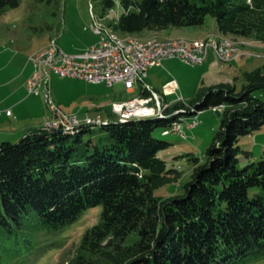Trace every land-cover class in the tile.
<instances>
[{
	"label": "trees",
	"instance_id": "obj_1",
	"mask_svg": "<svg viewBox=\"0 0 264 264\" xmlns=\"http://www.w3.org/2000/svg\"><path fill=\"white\" fill-rule=\"evenodd\" d=\"M114 1L105 0V6ZM121 2L126 9L136 6L119 18L116 28L123 34L201 26L210 15L223 38H264V0ZM19 4L0 0V16ZM249 77L240 91L220 83L188 102L198 111L225 109L205 161L190 158L196 166L181 194H155L180 178L158 156L170 143L155 132L169 126L176 111L192 113L181 101L167 107L165 117L119 122L113 116L99 125L107 133L102 143L84 140L96 126L86 124L62 133L36 128L18 142L2 141L0 251L26 226L61 231L85 210L102 206L80 249L101 252L110 264H248L263 258L264 159L238 166L240 136L264 124V74ZM149 93L141 86L140 95ZM72 264L100 263L79 255Z\"/></svg>",
	"mask_w": 264,
	"mask_h": 264
},
{
	"label": "rangeland",
	"instance_id": "obj_2",
	"mask_svg": "<svg viewBox=\"0 0 264 264\" xmlns=\"http://www.w3.org/2000/svg\"><path fill=\"white\" fill-rule=\"evenodd\" d=\"M48 1L20 0L18 7H7L0 16V84L9 83L0 87V96L20 88L18 93L22 91L24 94L20 101L22 102L21 109L24 115L28 113L27 116L32 114L37 116L43 112L49 113V116L52 114L47 104L44 86L36 95L28 94L27 89L22 86L27 74L34 70L33 63L28 62L31 53L45 48L50 42L53 43V40H56L57 45L66 53H79L96 44L100 37L91 29L92 12L99 26L104 27L105 30L109 29V33L112 30L114 34H111L114 36L124 37V34L116 28L119 18L126 11L136 10L134 4H130L126 9L121 0H115L114 4L109 7L105 6V0ZM205 34L209 35L203 37ZM218 34L216 19L208 15L201 26L153 28L136 33L134 36L141 39L149 37L184 38L192 41ZM227 38L236 41L240 50L245 53V56L233 62L216 61L222 64V69L224 68L223 70L227 72L228 78L223 75L220 77L221 80H210V73L203 74L207 72L208 63L212 60L213 53H210L208 60L202 64L191 65L176 58L170 62V66L164 63L163 66L152 67L148 69L146 82L161 93L163 84L167 80L176 79L178 91L187 104L197 100L198 94L211 86V83H227L240 91L248 82L251 73L257 71L264 74V38L257 37L255 34L250 36L228 35ZM216 68L210 67V72L213 73ZM51 78L49 88L52 90L56 104L66 115H76L79 118L86 115L92 117L99 115L103 119L113 118L112 105L130 95L123 82L108 85L105 82H89L79 78L62 77L55 73H51ZM133 88L138 93L141 86L135 83ZM173 97L175 96L170 98ZM130 98L128 99L131 100ZM184 116L181 115L180 119ZM197 119L198 126L194 130H187L189 137L186 139L174 133L164 135L160 128L155 132V136L170 143L168 147L158 152V156L166 161L169 169H178L180 172L177 182L156 189V195L167 197L183 193V186L191 179L196 166L190 158L199 157L200 161H205L206 149L219 130L222 117L216 113L215 109L210 108L200 111ZM32 121L37 123L40 120ZM26 123L31 125V121ZM14 124L16 125L13 126L18 128L24 125L20 120ZM106 135V131L96 125L91 132L85 133L83 138L102 143L106 141L103 139ZM24 136L25 134H16L8 141L18 142ZM1 141L6 140L2 138ZM238 145L241 147L238 153L240 168L264 159V124L251 134L240 136ZM101 211L102 206L89 208L75 222L61 231H50L38 225L26 226L23 231L13 235L4 244V248L0 251L1 264H72L79 255L91 262L110 264L106 262L101 252L92 253L80 249L83 234L98 223ZM134 236L137 239V236ZM248 264H264V257Z\"/></svg>",
	"mask_w": 264,
	"mask_h": 264
},
{
	"label": "built area",
	"instance_id": "obj_3",
	"mask_svg": "<svg viewBox=\"0 0 264 264\" xmlns=\"http://www.w3.org/2000/svg\"><path fill=\"white\" fill-rule=\"evenodd\" d=\"M92 12V9H91ZM91 29L100 38L98 42L82 52L66 53L54 40L52 50H43L40 54L30 57L34 70L27 81V91L30 95H36L35 79L38 70H46L47 66H55L56 74L62 77H72L84 79L89 82H105L113 85L116 82H123L130 90L135 83H139L143 90L150 92L148 95H137V101L125 102V104L112 105V112L116 118H132L144 116H156L166 114V109L171 105L165 101L164 97L153 89L147 82L146 76L149 68L160 66L165 59L179 58L183 62L196 65L201 60L199 45L204 42H182L177 45H170L169 42H157L151 38L142 41H132V39H113L109 30H105L94 20ZM215 42L212 40V44ZM212 44L209 50L212 52ZM225 51L238 59L245 56L241 50H236L232 45L225 42ZM47 92V104L54 114V119L49 122L48 127L61 128L63 130L77 128L83 122L94 119H103L101 116H86L79 118L76 115H66V113L56 104L51 88L44 86ZM177 82L170 81L164 86V94L169 95L177 92ZM175 101H185L183 96L177 93ZM214 109H221L215 107ZM11 115V108L0 107V116ZM198 114L194 117V124L186 126V134L178 135L177 128L169 126L167 130H162L166 135L174 133L180 137H189L187 130H194L199 121Z\"/></svg>",
	"mask_w": 264,
	"mask_h": 264
},
{
	"label": "bare ground",
	"instance_id": "obj_4",
	"mask_svg": "<svg viewBox=\"0 0 264 264\" xmlns=\"http://www.w3.org/2000/svg\"><path fill=\"white\" fill-rule=\"evenodd\" d=\"M102 18H104V16ZM94 20H96L95 16H94ZM96 21H98V20H96ZM106 29H108V28H106ZM110 32L113 33L112 30ZM220 35H222V34H218L215 36H210V37L202 38V39H198V40L196 39V40H192V41H190L188 39H184V38H180V39H178V38L177 39H160L158 37L157 38L149 37V38H151L152 40H155L157 42H169L170 45H177V44L181 43V41L182 42H200V41L204 42V44L199 45V54H200V58H201V60L199 61V64H202L208 58L210 53L214 54V56L216 58L215 60H217V61L230 62V61L236 60V58L233 56V54H228L225 51V42L228 43V45L234 46L236 48V50H240L239 46L237 45L238 43L234 40L229 39V38H223ZM222 36H224V35H222ZM226 37H228V36H226ZM112 38L113 39H123V38L132 39V41H142L143 40L141 38L135 37L134 34H124V37L118 36V35L117 36L112 35ZM214 38H215V42L212 44V40H214ZM209 44H212V52L209 50ZM53 46H54V42L53 43L50 42L48 44V46L47 45L45 46V48L43 47V49L41 48V50L39 49V51L37 50V52H34L33 56L40 54L43 50H52ZM51 73L56 74L55 66H47V71L46 70H38L37 71V78L35 79L36 94H39L41 92L43 86H47V74H48V88H49ZM45 93H46V97H47L46 90H45ZM134 97L130 98L131 100L128 99L125 101L117 102L115 104H120L121 102H122L121 104H125V102H135V101H137V96H134ZM182 102L185 103L188 108L193 107V106H190L189 104H187L186 101H182ZM221 108H222V106H221ZM192 109H191L192 113L189 115L186 114L185 112H183L182 110L175 112L176 114H179V116L176 119H174L169 126H173V128H177V134L178 135H185L186 134V126H188L190 124H194V117H196V115L200 113V111H198L196 108H195L196 110L195 109L192 110ZM181 115H185L183 117V119H180ZM152 117H165V114H159L156 116L117 118V120L119 122H123V121L126 122V121L134 120V119H143V118H152ZM108 122H109L108 119H94L93 122L86 121V122H83V124H86V125H102V124H106ZM169 126L164 128L163 130H167L169 128ZM75 129L76 128L66 129V130H64V132H74ZM163 134L166 135L165 133H163ZM181 138L186 139L188 137H181Z\"/></svg>",
	"mask_w": 264,
	"mask_h": 264
},
{
	"label": "crops",
	"instance_id": "obj_5",
	"mask_svg": "<svg viewBox=\"0 0 264 264\" xmlns=\"http://www.w3.org/2000/svg\"><path fill=\"white\" fill-rule=\"evenodd\" d=\"M207 35H209V34H205L203 37H205ZM34 52H36V51H34ZM33 53H31V55ZM30 56H29L28 62H31L30 61ZM209 56H208V58H209ZM208 58L205 61H207ZM174 59H176V58L165 59L160 66H163L164 63L166 64V66H170L171 65L170 62H173ZM211 59L212 60H210L209 63H208V70H207V72H204L203 74H206L207 75V74L210 73L211 74L210 80H221L220 79L221 76H223V75H226L227 76L228 75V74H226L227 72L223 70L224 68L222 69V67H223L222 64L216 62L217 60H215L216 58L214 57V54H213V56H212ZM233 61H235V60H233ZM155 67H158V66H155ZM210 67H217V68L214 70L213 73H211L210 72ZM32 72H29V73L27 72L28 74H27L26 78L23 80V83H22L23 88H26L27 89V87H26L27 86V81L30 78ZM147 75H148V71H147ZM227 78H228V76H227ZM173 80L177 82L176 79L167 80L163 84L161 93L159 92L164 97L165 101L168 102V103H171V104L174 103L175 100H176L177 93H179L178 88H177V92L176 93L169 94V95H165L164 94V86L167 83H169L170 81H173ZM210 82H212V81H210ZM6 83H8V82H6ZM6 83H4V84H6ZM4 84H0V87L3 86ZM177 85H178V82H177ZM214 85H217V84H212L211 83V86H214ZM151 87L153 89H155L153 86H151ZM18 92H20V88L19 89L12 90V91H9V92L5 93L4 96L3 95L0 96V107H2L4 109L11 108V110H12V114L11 115L3 114L2 116H0V140L3 138L4 140L8 141V140H10L9 138H11L13 136H16V134H18V135L19 134H25L26 135L27 133H29L33 129H36V128H45V127H47V124L49 122H51L54 119V117H55L54 114H53V112H52L51 116H49V113L45 114L44 112L42 114L37 115V116H35L33 114L30 115V116H27L28 113L24 115L23 112H22V109H21L22 102H20L21 99L23 98L24 94L22 93V91H21L20 94ZM129 92H130V95H129L128 98L133 97V96H136V95H140L141 94V88L139 89V92L138 93H136V90L134 88H131L129 90ZM21 94H23V95H21ZM171 96H175V97L170 98ZM128 98H126V99H128ZM126 99H121L120 101H123V100H126ZM44 115H46V116L44 117ZM35 119L40 120V121L37 122V123H35V122L32 121V120H35ZM18 120H20L22 122V124H24L23 126H21L19 128L13 126V125H16L14 123H17ZM29 121H31V125L30 126L28 125V123H26V122H29ZM19 124H21V123H19Z\"/></svg>",
	"mask_w": 264,
	"mask_h": 264
},
{
	"label": "water",
	"instance_id": "obj_6",
	"mask_svg": "<svg viewBox=\"0 0 264 264\" xmlns=\"http://www.w3.org/2000/svg\"><path fill=\"white\" fill-rule=\"evenodd\" d=\"M216 112L220 116V110L217 109ZM48 130L50 132H54V133H62V132H64L63 129H60V128H48Z\"/></svg>",
	"mask_w": 264,
	"mask_h": 264
}]
</instances>
